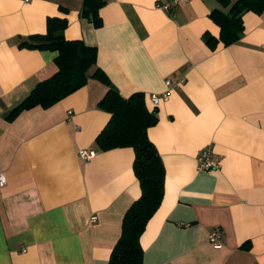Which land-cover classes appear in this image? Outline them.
I'll list each match as a JSON object with an SVG mask.
<instances>
[{
    "label": "crops",
    "instance_id": "0c3cea01",
    "mask_svg": "<svg viewBox=\"0 0 264 264\" xmlns=\"http://www.w3.org/2000/svg\"><path fill=\"white\" fill-rule=\"evenodd\" d=\"M162 1L106 0L95 28L79 16L82 0H0V264H108L141 194L134 151L95 147L110 118L97 108L102 83L88 79L50 108L6 120L57 70L56 51L19 47L45 34L48 17L67 20L65 39L96 48V67L122 97L142 93L157 110L147 135L164 195L140 237L142 264H264V13H245L242 38L211 50L202 36L219 38L209 18L219 3L165 12ZM207 148L219 168L199 171ZM83 150L94 157L81 159ZM213 229L220 246L208 241Z\"/></svg>",
    "mask_w": 264,
    "mask_h": 264
},
{
    "label": "trees",
    "instance_id": "16d2710c",
    "mask_svg": "<svg viewBox=\"0 0 264 264\" xmlns=\"http://www.w3.org/2000/svg\"><path fill=\"white\" fill-rule=\"evenodd\" d=\"M222 9L210 12L209 18L219 27V38L204 33L203 42L211 50L217 44L229 46L238 42L244 33L243 15L264 13V0H216ZM106 0H82L79 16L93 24L102 25L99 10ZM226 10V11H224ZM67 20L57 17L46 19V32L31 35L19 43V47L31 50L57 52L54 64L56 72L40 81L27 97L6 115L13 121L21 112L35 107L48 109L78 91L94 79L107 87L97 108L110 115L95 139V147L101 152L131 148L134 151L132 169L139 182L141 194L126 210L121 224V234L114 245L108 264H142L143 250L140 237L164 195L165 168L147 131L157 123V110L149 111L142 93L122 97L103 71L96 67L97 50L81 40H67L64 31Z\"/></svg>",
    "mask_w": 264,
    "mask_h": 264
},
{
    "label": "built area",
    "instance_id": "2783aa9c",
    "mask_svg": "<svg viewBox=\"0 0 264 264\" xmlns=\"http://www.w3.org/2000/svg\"><path fill=\"white\" fill-rule=\"evenodd\" d=\"M28 1L29 0H24L25 3ZM183 1L185 0H165L159 3H156L155 8L165 11V12H170L174 10L177 7V5ZM171 85L172 84L170 81H166L167 88H170ZM167 97H168V93H165L164 95H162L161 98L163 100H166ZM150 100L154 106H157L160 98L157 95H151ZM94 155H95L94 151L83 150L79 152V157L85 161L90 160L91 158L94 157ZM217 168H219V164L215 160L212 159L210 149L207 148L204 151H202L197 158V169L199 171L208 172V171H211ZM4 184H5L4 177L2 174H0V187H3ZM91 221H95V217H92ZM221 238H222L221 232L219 231V229H213L209 233L208 241L213 246H220L221 240H222Z\"/></svg>",
    "mask_w": 264,
    "mask_h": 264
}]
</instances>
